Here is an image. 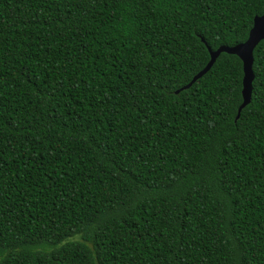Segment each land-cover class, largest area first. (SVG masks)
Returning <instances> with one entry per match:
<instances>
[{
	"label": "trees",
	"instance_id": "trees-1",
	"mask_svg": "<svg viewBox=\"0 0 264 264\" xmlns=\"http://www.w3.org/2000/svg\"><path fill=\"white\" fill-rule=\"evenodd\" d=\"M263 11L0 0V264H264Z\"/></svg>",
	"mask_w": 264,
	"mask_h": 264
},
{
	"label": "water",
	"instance_id": "water-1",
	"mask_svg": "<svg viewBox=\"0 0 264 264\" xmlns=\"http://www.w3.org/2000/svg\"><path fill=\"white\" fill-rule=\"evenodd\" d=\"M263 39H264V11L262 14L254 16L252 26L248 32V36L245 39V41L235 44L233 46L221 45L217 47L215 50H212L208 45H206L210 56L208 62L199 72H197L192 77V79L186 85L175 90V93H178L182 89L189 88L197 79H199L202 75H204L211 68V66L213 65L216 58L221 52L234 54L240 58L242 62V70H243L242 88H241L242 102L237 108V113L234 119L236 121L240 117L241 110L251 100L252 81L254 79V73L252 69L253 50L256 47V45ZM202 41L204 42L203 39Z\"/></svg>",
	"mask_w": 264,
	"mask_h": 264
}]
</instances>
